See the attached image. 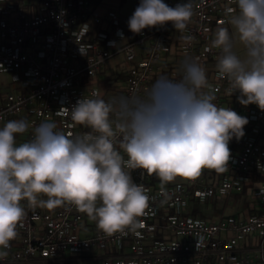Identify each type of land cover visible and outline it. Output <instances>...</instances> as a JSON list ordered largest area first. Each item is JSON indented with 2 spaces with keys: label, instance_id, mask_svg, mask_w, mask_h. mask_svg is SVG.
<instances>
[{
  "label": "built area",
  "instance_id": "1",
  "mask_svg": "<svg viewBox=\"0 0 264 264\" xmlns=\"http://www.w3.org/2000/svg\"><path fill=\"white\" fill-rule=\"evenodd\" d=\"M163 2L175 7L187 0ZM191 2L194 15L184 33L169 22L136 34L122 25L117 7L101 13L97 0H0V72L16 86L0 103L3 125L26 116L31 125L54 120L68 134L89 131L70 117L82 96L143 95L160 75L179 79L186 57L207 69L215 103L248 120L244 135L229 142L227 170L210 177L214 169L205 168L168 184L164 203L160 184L133 171L134 181L155 197L135 232L86 233V215L74 206L33 210L22 202L27 215L0 264H66L92 251L104 264H264V180L255 179L264 176V111L241 104L238 91L228 96L226 78L215 70L218 51L210 42L233 0ZM236 196L248 199L249 208L211 218L188 215L192 200Z\"/></svg>",
  "mask_w": 264,
  "mask_h": 264
},
{
  "label": "clouds",
  "instance_id": "2",
  "mask_svg": "<svg viewBox=\"0 0 264 264\" xmlns=\"http://www.w3.org/2000/svg\"><path fill=\"white\" fill-rule=\"evenodd\" d=\"M233 5L210 42L218 51L215 70L226 78L228 96L238 91L241 104L264 111V0ZM193 15L191 0L175 7L140 0L128 27L140 34L171 22L184 33ZM216 99L207 69L186 57L179 79L160 75L143 95L82 96L68 110L74 125L89 131L68 134L51 119L8 120L0 128V257L25 220L22 202L33 210L74 206L106 235H126L155 199L133 171L158 177L164 203L166 186L177 178L227 170L229 142L244 135L248 120ZM30 128V138L18 142Z\"/></svg>",
  "mask_w": 264,
  "mask_h": 264
},
{
  "label": "rangeland",
  "instance_id": "3",
  "mask_svg": "<svg viewBox=\"0 0 264 264\" xmlns=\"http://www.w3.org/2000/svg\"><path fill=\"white\" fill-rule=\"evenodd\" d=\"M107 2H110L113 5H117V9L119 11L120 19L122 25L129 29L128 27V20L134 13L135 9L140 4V0H125L123 3H121V0H106ZM12 90V84H11V77L7 73H1L0 72V92L6 93L8 91ZM1 128V126H0ZM248 201L245 197H238V199L230 198L226 199L223 202L217 203L218 208L220 212H212L210 207H204V212L207 215V218L211 217H217L220 215V213H240L241 211H244L246 208H249L248 205H245ZM250 204V203H249ZM88 222L95 225L94 222H91L88 219ZM95 228L96 225L94 226ZM66 264H104V262L101 259H94L90 256L88 257H81V258H75L70 261H68Z\"/></svg>",
  "mask_w": 264,
  "mask_h": 264
},
{
  "label": "crops",
  "instance_id": "4",
  "mask_svg": "<svg viewBox=\"0 0 264 264\" xmlns=\"http://www.w3.org/2000/svg\"><path fill=\"white\" fill-rule=\"evenodd\" d=\"M117 5H113V4H111L110 2H107L106 0H102L101 2H100V5L98 6V8H99V12H101V13H104V12H106L109 8H111V7H116ZM12 84V83H11ZM16 89V86H14L13 84H12V90H10V91H14ZM10 91H8V92H10ZM7 93V92H6ZM4 96V93H2V92H0V101L2 100V97ZM2 102V101H1ZM0 102V103H1ZM20 118H26L28 121H29V118H27L26 116H21ZM19 118V119H20ZM0 126H1V128L3 127V124H1L0 123ZM244 130H245V127H244ZM27 135H28V133H26V134H24L23 136H20V137H18V142L19 141H22V140H26V138H27ZM215 173H218L216 170H211L210 172H209V175L208 176H213ZM186 180V178H177L174 182H172V183H176V182H183V181H185ZM231 198V197H230ZM230 198H228V199H230ZM234 198V197H233ZM193 201V200H192ZM214 202H216V204L217 203H219L218 201H216V200H214ZM211 202H209V203H207L206 205L204 204L203 206H202V210H204V207H210L211 209H213V207H212V205L210 204ZM191 205H192V202H191ZM217 207H218V205H217ZM190 208H191V206H190ZM190 208H189V210H190ZM212 211V210H211ZM222 214H226V213H222ZM221 214V215H222ZM228 214H232V213H228ZM85 225H86V233H89V232H92V231H94V230H96V229H98V228H95L94 226L95 225H93V224H91L90 222H88V218H87V216H86V218H85ZM88 256H90L91 258H94V259H100L99 257H98V253H97V251H92L90 254H87L86 256H84V257H88ZM35 264H55V263H41V262H36Z\"/></svg>",
  "mask_w": 264,
  "mask_h": 264
},
{
  "label": "trees",
  "instance_id": "5",
  "mask_svg": "<svg viewBox=\"0 0 264 264\" xmlns=\"http://www.w3.org/2000/svg\"><path fill=\"white\" fill-rule=\"evenodd\" d=\"M98 2H101L102 0H97ZM125 0H121V3H123ZM2 100H3V97H2ZM1 100V101H2ZM0 101V102H1ZM151 176V182L150 183H154V184H160V181H159V179H158V177H156L155 175H150ZM255 179L256 180H258V179H261V180H264V176H256L255 177ZM238 197L239 196H236V198L238 199ZM211 205H212V207H213V209H212V212H220V210L218 209V208H216L217 207V204H216V202H214V201H212L211 203H210ZM204 204H200L198 201H196V200H193L192 201V205H191V208H190V210H189V212H188V215H191V216H193V217H200V218H207V215L205 214V212L202 210L203 208H202V206H203ZM206 205V204H205ZM245 205H248V207H249V202H247ZM220 215H221V213H220Z\"/></svg>",
  "mask_w": 264,
  "mask_h": 264
}]
</instances>
